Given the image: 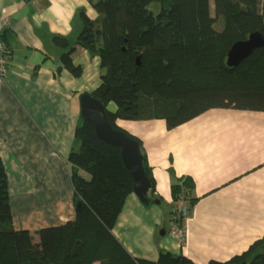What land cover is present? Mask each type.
I'll use <instances>...</instances> for the list:
<instances>
[{"label":"crops","instance_id":"1","mask_svg":"<svg viewBox=\"0 0 264 264\" xmlns=\"http://www.w3.org/2000/svg\"><path fill=\"white\" fill-rule=\"evenodd\" d=\"M82 9L97 18L89 0H0V18L10 19L3 34L10 69L0 80V157L13 226L29 230L36 241L41 228L76 215L67 160L80 97L101 83L100 58L76 46L72 60L83 73L75 77L61 61L69 47L52 39L63 35L74 45ZM116 123L141 140L155 181L156 200L145 204L132 192L113 228L133 256L157 260L166 250L208 264L229 260L263 237V111L212 108L173 129L163 119ZM184 176L193 179L197 200L183 222L181 243L169 231L178 204L171 187Z\"/></svg>","mask_w":264,"mask_h":264},{"label":"trees","instance_id":"2","mask_svg":"<svg viewBox=\"0 0 264 264\" xmlns=\"http://www.w3.org/2000/svg\"><path fill=\"white\" fill-rule=\"evenodd\" d=\"M89 2L98 16L93 19L80 10L82 26L75 44L58 34L52 40L69 47L61 61L75 77L83 73L72 60L76 46L99 56L101 83L91 95L104 105L112 127L139 143L151 181V204L155 181L141 140L116 121L163 119L173 129L212 108L264 112V47L237 66L227 63L236 42L256 31L264 35V0ZM111 103L114 111L108 109ZM67 161L75 218L41 228L36 241L29 230L13 226L7 171L0 157V264H195L166 250L157 260L135 257L115 236L113 228L134 192V180L121 148L99 138L82 117ZM171 189L173 201L193 207L197 198L191 177L179 178ZM208 264H264V235L243 253Z\"/></svg>","mask_w":264,"mask_h":264},{"label":"water","instance_id":"3","mask_svg":"<svg viewBox=\"0 0 264 264\" xmlns=\"http://www.w3.org/2000/svg\"><path fill=\"white\" fill-rule=\"evenodd\" d=\"M261 47H264V35L259 31L251 33L247 39L238 41L232 46L228 52V65L237 66ZM80 102V116L93 125L98 137L121 148L122 161L134 180L133 191L143 203L149 204L147 192L151 189V181L143 167V155L139 143L123 131L112 127L104 105L91 93L82 94Z\"/></svg>","mask_w":264,"mask_h":264},{"label":"built area","instance_id":"4","mask_svg":"<svg viewBox=\"0 0 264 264\" xmlns=\"http://www.w3.org/2000/svg\"><path fill=\"white\" fill-rule=\"evenodd\" d=\"M10 24V19L0 18V80H3L10 69V54L3 39L5 28ZM189 206L183 201H179L173 214L174 225L170 229V234L184 243L186 230L183 226L184 220L189 215Z\"/></svg>","mask_w":264,"mask_h":264},{"label":"rangeland","instance_id":"5","mask_svg":"<svg viewBox=\"0 0 264 264\" xmlns=\"http://www.w3.org/2000/svg\"><path fill=\"white\" fill-rule=\"evenodd\" d=\"M211 2H212V0H211ZM154 5H156V3H152L151 4V6L153 7ZM212 8H213V5H212ZM185 242V241H184Z\"/></svg>","mask_w":264,"mask_h":264}]
</instances>
